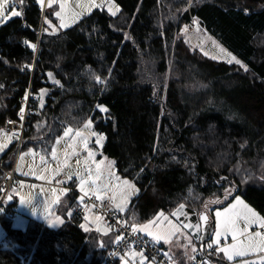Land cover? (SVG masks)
<instances>
[{"label": "trees", "instance_id": "1", "mask_svg": "<svg viewBox=\"0 0 264 264\" xmlns=\"http://www.w3.org/2000/svg\"><path fill=\"white\" fill-rule=\"evenodd\" d=\"M115 2L116 16L98 9L54 34L47 4L17 0L21 16L0 25V132L7 120L21 121L28 94L21 152L50 157L67 127L91 120L119 177L138 187L124 213L131 226L182 208L214 224L213 213L236 196L264 216V0ZM192 17L248 71L193 48L181 36ZM16 149L13 141L0 156L7 170ZM73 187L54 210L58 229L32 219L25 230L14 228L18 203L9 194L0 207V264L104 263L103 248L112 249L119 234L77 217ZM212 258L223 264L222 254ZM123 261L114 264H129Z\"/></svg>", "mask_w": 264, "mask_h": 264}, {"label": "rangeland", "instance_id": "2", "mask_svg": "<svg viewBox=\"0 0 264 264\" xmlns=\"http://www.w3.org/2000/svg\"><path fill=\"white\" fill-rule=\"evenodd\" d=\"M13 1L16 2V0H6V2L0 0V2H3V7L2 9H0V25L6 23L7 21H9L14 17H19L12 15V12L18 11V6L12 8ZM45 1L46 2L44 3V6L46 4L48 5V0ZM100 2L101 0H96V3H100ZM62 3H63V9L61 8ZM105 4H106V0H105ZM98 9L101 8L91 7L89 10V0H56V2L53 3L51 7L48 6L49 12H52L53 13L52 15H54V18L57 20L56 24L53 22H51V24L48 23L47 24L50 28L51 33L54 34L59 33L61 31H65L75 26L82 18H84L87 15H90L93 11ZM103 9L107 11V6H105ZM56 11H63V15L65 17V20L67 21L68 27L66 28L60 27L61 21L59 18L55 16ZM77 13H81V15L75 21H73L72 17ZM184 28L181 32V36L184 37L185 40L193 48L199 49V51H201L203 54L207 52L208 55L206 56L209 57L210 59H212L213 56H216L218 58L213 60L227 63L226 59H224L223 55L220 53L219 48L216 47V44H219L223 48L227 49L220 42L213 39L203 31H199V30L189 31L187 29V32H185ZM213 41H215L216 43L214 44ZM227 51L232 53L229 49H227ZM232 55L236 56L233 53ZM106 113L107 112H103V114ZM89 121L91 120L86 121L84 125L79 129L67 127L64 130L63 135L56 141L54 145L53 151L56 152L55 159L53 158L52 154L50 155V157H44L41 154H38L31 150H24L16 157L15 160L16 173L19 176V179L15 181L14 187L11 190V196L14 195L15 197H17L16 200L18 203L14 207L15 210V217L13 220L14 228L18 230H25L27 228L29 220L32 219L35 221H41L51 228L58 229L61 225L60 224L58 225V223L52 221L55 220L56 218L54 216H51L50 213L55 208V206L58 205L60 196L63 197L64 195L63 198H65V196L69 194V192L65 190H60V188L61 187L65 188L64 186H69L73 182L76 183V186L74 187L75 191L78 192L79 195L87 196V197L97 198L96 188L97 186H99L100 197L104 194L109 196L114 202V205H112L111 208H114L123 214L128 208L130 201L134 199V197L136 196L138 197L139 190L138 187L135 186L136 191L133 192L130 196H128L127 204L124 205L123 210H120L119 208L116 207V204L120 202L121 188L118 186H122V182L125 181L126 179L123 180V178L119 177V175L117 174L115 163L111 169L112 175L111 176L108 175L106 166L113 160L107 158L103 154V146L106 142V136L103 133L95 130V125L92 121H91L92 126L86 128L85 125ZM68 129H72V132H70L66 136L65 132ZM77 131L81 132L83 136L87 137L88 139L87 148L83 146V143L79 140V138L75 137V133ZM93 132L105 137L101 142L102 147L101 145L96 144L97 136H93L92 135ZM14 137L15 135L13 133L0 132V145L4 146L3 150L0 151V155L4 151H6L8 147L12 144V142L14 141ZM74 140H76L75 145H73ZM89 151L95 153L94 160L96 163H93L89 159L88 156ZM42 157L43 159H41ZM86 160L89 161L87 165L85 164ZM101 161H103V164H101L100 178L96 181V184H93L91 182V179H89L88 169L91 168L92 176L95 177L96 164L100 163ZM57 169H59V174H56ZM81 176H83L87 180V183L84 185V191H81V182H80ZM20 177L27 178V180H24L23 178L20 179ZM129 182L130 184L135 185L133 182L131 181ZM19 186L21 187L20 189ZM22 197H23V202L21 200ZM182 210H185V208H182ZM194 214L195 213H193L190 210L186 211L185 214H182L179 211H176L173 214L164 213V216L167 217L168 219L161 220L158 222L157 225H154V229L159 227V225H163L164 228H167L168 221H171L172 224L179 226L180 230L177 231L175 235L172 237L171 243H164L163 241H160L159 243H155L152 237H149L146 233L142 231H136V233L148 238L150 241L157 244L158 246L164 245L165 255L168 257V259L171 260L173 264L176 263L175 256H178L179 254L183 253L184 256H178L179 259L177 260L178 261L177 263L181 264L182 262L187 261L188 258L186 257L192 256L193 246L196 248V250L198 249L197 243H195L194 240L193 227L191 228L184 227V225H188V224L193 225L192 222H193ZM196 215L199 216L197 213ZM199 219L200 218L196 219L195 217L194 219V221L196 220L195 223H198ZM85 221L86 223H93L96 221V217H94L92 213H89ZM3 232L4 231L0 229V239H2L3 237ZM200 235H201V230L197 232L198 241L200 239ZM189 239H191V244H189ZM184 245H187V248H185ZM131 252H133L132 256L134 258L137 257L140 258L139 255H134L137 253H134V251ZM262 254L264 253H257L256 255L253 256L238 258L234 261L245 258H251L259 255L261 256ZM125 261L123 262L125 263ZM152 263L156 264L154 261H152Z\"/></svg>", "mask_w": 264, "mask_h": 264}, {"label": "snow or ice", "instance_id": "3", "mask_svg": "<svg viewBox=\"0 0 264 264\" xmlns=\"http://www.w3.org/2000/svg\"><path fill=\"white\" fill-rule=\"evenodd\" d=\"M3 2H6V0H3ZM3 2H0V9L3 7ZM56 0H48V6L51 7L53 3H55ZM37 3L41 5V7L44 6L45 0H37ZM105 6H107V11L110 13L111 16H116L117 13L121 11L120 5L115 2V0H101L100 3H96V0H89V10L91 7L101 8L103 9ZM61 8L63 9V3L61 4ZM13 16H20L21 13L19 11L12 12ZM81 13L75 14L72 19L75 21ZM55 16L60 19L61 24L60 27L66 28L68 27L67 21L65 20V17L63 15V11H56ZM46 22L48 24H51L50 20L46 19ZM196 24L197 29L199 30V22L194 21ZM188 26L185 25L184 31L187 32ZM45 31H48L46 28ZM26 44H28V41H25ZM215 44L216 42L213 41ZM33 50H35L36 45L30 44L29 45ZM216 47L219 48L220 53L223 55L224 59H226V62L228 64H237L240 65L242 68H244L245 71H248V68L246 65L242 63L241 60H239L236 56L232 55V53L228 52L227 49L223 48L221 45L216 44ZM204 55H208L207 52L204 53ZM218 57L213 56L212 59H217ZM51 75V74H49ZM97 80H99V77H97ZM57 83H59L57 81ZM25 99H27V96H25ZM97 108L100 112H107V108L101 105H97ZM24 116V109H20V118L23 119ZM92 122L89 121L85 127H91ZM70 132H72V129H68L65 132V135L67 136ZM93 136H97L96 144L101 145L102 147V140L105 138L102 135H98L97 133L93 132ZM75 137L79 138V140L83 143V146L85 148L88 147V139L87 137L83 136V134L79 131L75 133ZM59 142V141H58ZM76 140L73 141V145H75ZM3 145H0V151L3 150ZM243 147V145H241ZM53 158H56V152L53 151L52 153ZM89 159L96 163L94 160L95 153L92 151H89L88 153ZM43 159V157L41 158ZM107 159V158H105ZM88 160L85 161V164H88ZM66 163V161H65ZM114 161H111L107 166L106 170L109 176L112 175V166L114 165ZM101 164H103V161L96 164V174L95 177L92 176V170L91 168L88 169L89 171V179H91V182L93 184H96V181L100 178L101 173ZM56 174H59V169H57ZM43 178V177H40ZM71 178V177H70ZM81 182V191H84V185L87 183V180L81 176L80 177ZM121 188L120 191V202L116 204V207L120 210H123L124 205L127 204L128 196H130L133 192L136 191L135 185L130 184L129 181L125 180L122 182V186H118ZM130 189V191H129ZM99 186L96 188V194L97 199H100L99 195ZM230 194L229 189H225V196L224 199H228V195ZM83 199V198H82ZM23 202V197L21 198ZM213 203L220 204L222 203L221 200L217 199L213 201ZM183 207V206H181ZM168 218L164 216V213L161 212L159 215L153 219L149 220L147 224L141 225V226H133V232L136 231H142L146 233L149 237H152L153 241L155 243H159L160 241H163L164 243H171L172 237L175 235L177 231L180 230L178 225L172 224L171 221H168V227L164 228L163 225H159V227L154 229V225H157L159 221L161 220H167ZM201 219L205 222V225H207L208 217L202 216ZM256 226L259 229L264 230V216L260 215L256 212L255 209L250 207L248 204H246L239 196H236L234 198V202L229 203L227 207H224L222 210H217L215 212V232H214V240L213 243L217 246L214 251L223 253L224 256L227 258L228 261H234L237 258H244L248 257L250 255H256L257 253H264V231H249L253 226ZM184 227H195L197 231L200 230L199 225H184ZM231 237L232 243L225 244L224 246H220L221 239L227 240L228 237ZM213 243H209L207 247L209 249L213 248ZM189 244H191V239H189ZM185 248H187V245H184ZM196 248L192 247V252H195ZM134 255L140 256L141 264H144V262L147 260V257L143 255V253H137ZM190 259H194V257H189ZM154 259V258H153ZM241 264H264V256H262L257 261H251L247 259H242Z\"/></svg>", "mask_w": 264, "mask_h": 264}, {"label": "built area", "instance_id": "4", "mask_svg": "<svg viewBox=\"0 0 264 264\" xmlns=\"http://www.w3.org/2000/svg\"><path fill=\"white\" fill-rule=\"evenodd\" d=\"M194 21H197V19L192 17L189 26L191 31L198 30ZM36 50H38V47ZM29 100L30 94H28V97L25 101L20 100V104H24L26 106V110L21 121L17 122L13 120H7L6 123H4V131L6 133H13L15 135L14 141L17 143L16 157L21 153L24 142V134L29 128L27 124ZM15 160L13 161L14 164L9 170L0 165V170L4 173V178L0 182V188L3 192V200L14 187L15 181L19 179V176L16 173ZM73 191L78 194V192L75 191V188H73ZM78 196L80 197L81 206L76 210L77 217L84 219L89 213H92L98 218V221L107 225L110 232H118L119 234L118 241L115 243L112 249L109 250L106 247L103 248V251L106 252V257L103 264H114L118 257L124 258L127 262H129V264H141L140 261L132 263L131 251H134V253H143V255L147 257L146 261H154L157 264H170L169 260L165 257L163 250L160 249L159 246L146 238H142L136 232H133V226L128 223L125 215L111 208L113 202L109 196H103L100 199L82 196L79 194ZM2 201L0 202V207L4 203H2ZM260 231L264 230L260 229ZM212 249L214 250L215 248ZM192 264H212V262L208 255L199 253Z\"/></svg>", "mask_w": 264, "mask_h": 264}, {"label": "crops", "instance_id": "5", "mask_svg": "<svg viewBox=\"0 0 264 264\" xmlns=\"http://www.w3.org/2000/svg\"><path fill=\"white\" fill-rule=\"evenodd\" d=\"M14 3H17V0H16V2L15 1H13V5H12V8L14 7ZM5 152V151H4ZM3 152V153H4ZM2 153V154H3ZM1 154V155H2ZM0 155V156H1ZM23 177H20V179H22ZM24 180H27V178H23ZM72 184H74V186H76V183L75 182H73ZM65 188H63V187H61L60 188V190H65V191H67V192H69V188H70V185L69 186H64ZM21 187L19 186V189H20ZM10 196H11V192H10ZM103 196H107L106 194H104V195H102L101 197H103ZM12 197L14 198V199H16L17 197H15L14 195H12ZM63 197H64V195H63ZM63 197L62 196H60V200L58 201V205H56L55 206V208L56 207H58L61 203H62V201H63ZM96 198V197H95ZM242 199V198H241ZM112 200V199H111ZM243 200V199H242ZM112 202H113V200H112ZM234 202V201H233ZM247 204V203H246ZM113 205H114V202H113ZM55 208L52 210V212L50 213L51 214V216H54L56 219L55 220H52L53 222H56V223H58V225L60 224H62V219L60 218V216L59 215H57V213H55ZM114 209V208H113ZM223 209V208H222ZM222 209H219L218 208V210H222ZM116 210V209H115ZM179 212H181L182 214H185L186 213V210H182V209H180V210H178ZM217 211V210H216ZM215 211V212H216ZM215 212L213 213V218H212V220H213V223H214V232H215ZM95 217V216H94ZM195 217H196V219L198 218L197 217V215L196 214H194V216H193V225L195 226V225H199L200 226V230H201V224H200V219H199V222L198 223H195L196 222V220L194 221V219H195ZM51 221V220H50ZM87 226H88V228H93V229H98V230H101V231H103L105 234H108L109 232V230H108V227H107V225L106 224H104V223H102V222H100V221H98V218L96 217V221L95 222H93V223H87ZM249 231H252V232H255V231H260V229L259 228H257L255 225L251 228V229H249ZM197 229L195 228V227H193V235H194V240H195V243H197V246H198V243H199V241H198V238H197ZM139 236H142V235H140V234H138ZM143 238H146V237H144V236H142ZM148 239V238H147ZM213 240H214V235H213ZM152 242V241H151ZM213 242V241H212ZM230 243H232V240H231V237L229 236L228 237V239L227 240H224L223 238L221 239V244H220V246L222 247V246H224L225 244H230ZM157 245V244H156ZM213 245H215L214 243H213ZM162 246H164V245H162ZM164 252V251H163ZM199 252H200V249H199V246H198V249L195 251V252H193L192 253V256H190V257H194V259H190L189 257H186V258H188L187 259V261L186 262H182L181 264H192V263H194V261H195V257H197L198 256V254H199ZM132 253L133 252H131V260H132V263H134V262H136V261H140V258L139 257H137V258H134L133 256H132ZM164 254H165V252H164ZM218 254H222V256H223V258H224V260H226V261H228L227 260V258L224 256V254L223 253H220V252H218ZM166 256V255H165ZM178 256H184V254L183 253H181V254H179ZM178 256H175V264H178L177 262V260H178ZM250 256H253V255H250ZM166 258L168 259V257L166 256ZM238 259V258H237ZM169 260V262H170V264H173L172 262H171V260L170 259H168ZM241 260V259H240ZM141 262V261H140ZM191 262V263H190ZM228 262H233V261H228ZM152 263V261H145L144 262V264H151ZM153 264V263H152Z\"/></svg>", "mask_w": 264, "mask_h": 264}, {"label": "water", "instance_id": "6", "mask_svg": "<svg viewBox=\"0 0 264 264\" xmlns=\"http://www.w3.org/2000/svg\"><path fill=\"white\" fill-rule=\"evenodd\" d=\"M8 201H9V198L7 199V202ZM205 215L208 217L207 225H205V222L201 219V217L205 216ZM200 224H201V235H200V239H199V243H200L199 249H200V252L202 254H205L207 244L211 243L213 241L214 230H213V224L211 223L210 218L207 214H202L200 216ZM262 256H264V254H262L261 256L259 255V256L246 258V259L251 260V261H257ZM225 264H241V260L236 261V262L234 261L233 263H225Z\"/></svg>", "mask_w": 264, "mask_h": 264}, {"label": "bare ground", "instance_id": "7", "mask_svg": "<svg viewBox=\"0 0 264 264\" xmlns=\"http://www.w3.org/2000/svg\"><path fill=\"white\" fill-rule=\"evenodd\" d=\"M11 152H13V151H11ZM12 156V155H11ZM13 157V156H12ZM9 194H10V192L8 193V195H7V197L3 200V195H2V197H1V199H0V202L2 201V203L3 202H5V200L9 197ZM229 204V203H228ZM249 204V203H248ZM220 206V205H219ZM221 207V206H220ZM213 230H214V224H213ZM217 246L216 245H213V248H216ZM218 252H216V251H214L213 249H210L209 251L207 250V247H206V253L204 254V255H208L209 256V258H210V260H211V262H212V264H217L214 260H213V258H212V255H214V254H217ZM196 258V257H195ZM246 259V258H245ZM242 260V259H241ZM237 261H239V260H237ZM236 262V261H235ZM191 263V262H190ZM225 263H233V262H228V261H226V260H224L223 261V264H225Z\"/></svg>", "mask_w": 264, "mask_h": 264}]
</instances>
